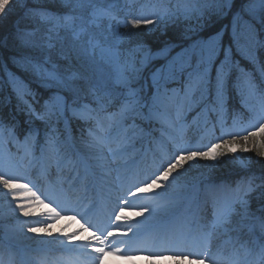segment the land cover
<instances>
[{
	"label": "snow or ice",
	"instance_id": "6c2138e0",
	"mask_svg": "<svg viewBox=\"0 0 264 264\" xmlns=\"http://www.w3.org/2000/svg\"><path fill=\"white\" fill-rule=\"evenodd\" d=\"M46 2L0 0V19L18 4L30 25L0 30V198L15 220L0 213V264H104L130 250L264 264V169L240 157L244 175L185 179L237 148L264 163V0ZM9 40L26 51L5 56ZM192 127L206 143L186 137ZM62 217L79 227L53 233ZM53 243L73 255L50 262L41 246Z\"/></svg>",
	"mask_w": 264,
	"mask_h": 264
},
{
	"label": "rangeland",
	"instance_id": "374dc122",
	"mask_svg": "<svg viewBox=\"0 0 264 264\" xmlns=\"http://www.w3.org/2000/svg\"><path fill=\"white\" fill-rule=\"evenodd\" d=\"M48 4H49V2H46V0H38V2H35V0H27V7H39V6L49 7ZM30 5H32V6H30ZM9 13L23 14V8L20 7L18 4L13 5V6H11V10L9 11ZM1 21H2V19H0V22ZM7 93H8V91H5V94H7ZM12 103H13V105L15 104L14 99H13ZM237 104L239 105L238 102H237ZM248 120H249V117L246 114L245 121H243L242 125L240 124V121H239L237 128L246 125L248 123ZM185 134H186V137L189 139H192L193 142L200 140V138L202 136H204L205 139L203 142L206 143L207 140L210 138V137L205 135V130L202 128L199 130L195 127L186 129ZM241 134H243V133H241ZM215 135L216 136L220 135V129L218 132H215ZM214 138L215 137H211V139H213V140H214ZM240 157H244L246 159L247 158L252 159L253 163L251 164L250 168L259 169L262 166L264 167V163H256V161H259V157H256L254 152L248 151V152L242 153L239 151V148H237L236 152L233 154V158L222 159V161L219 164H217V166L214 169L210 170L207 167H203L202 165H205L206 162L200 161L199 164L197 165V167L193 168L187 174L185 179L188 181L195 182L196 178L201 177L202 174L207 175L209 172H211L212 177H214L215 171L220 172L221 169H227L226 165L231 166V165L235 164L240 168V170H243L240 167V160H239ZM208 163H211V162H208ZM53 171H55V170H53ZM33 178H35V177H33ZM53 179H55V176H53ZM0 191H2V189H0ZM138 203H140V202L137 201L130 208H128L126 210V215H128L129 217H133L134 212L138 210V208L136 207V204H138ZM43 210H44L43 206H40V208L37 209V211H43ZM0 213H4L8 216V219L6 221H4L3 223H7L10 226V229H14L15 220L11 219L10 213H7L6 205L4 204V201L2 198H0ZM20 219L24 220L25 218L20 217ZM77 219H79V218L77 217ZM81 223H82V221H81ZM0 227H2V224H0ZM51 227H52L53 233H59L61 231V229H63L65 232H71L72 230L78 228L79 225L75 221L70 220L67 217H62L58 222L52 224ZM11 234L13 236L16 235L14 230L11 231ZM27 235L32 236L33 234L27 233ZM41 235H43V234H41ZM46 239L50 240L51 238L46 237ZM13 243L17 247H21V248H28V249H36L37 248V244L34 240L33 241H25L22 238H20L19 241L14 240ZM41 247L44 249L42 254H46L50 262L54 261L55 259L60 258V257H69L70 256L66 252L59 250L54 243L46 245V246H41ZM150 250H154V249H150ZM32 255H33V253L31 251H29L27 253V256L29 258ZM104 264H178V262L176 259L169 258V257H166L164 255H159V256H156L155 258H152V257H149L146 252L137 253L134 250H130L126 256H115V255L106 256ZM179 264H189V260H181V261H179ZM191 264H196V261L192 260Z\"/></svg>",
	"mask_w": 264,
	"mask_h": 264
},
{
	"label": "trees",
	"instance_id": "16d2710c",
	"mask_svg": "<svg viewBox=\"0 0 264 264\" xmlns=\"http://www.w3.org/2000/svg\"><path fill=\"white\" fill-rule=\"evenodd\" d=\"M32 6V5H30ZM49 8L54 7V5H52L51 3L48 4ZM22 14H17V13H8V15L6 17H4L2 19V21L0 22V30H2L3 34H8L11 33L12 31H14V25L16 24L17 21H20V27L23 28L26 25L30 27V25H28V23L24 20L21 19ZM135 31V30H134ZM141 39L147 41V42H154L157 39H162L163 37L161 36V34L159 32L154 33V34H144L142 37H140ZM26 50L21 49L18 44L15 41L9 40L7 47L4 49L3 54L5 56L9 55L11 52H16V53H23ZM11 67V65H9ZM15 70V69H13ZM235 103V102H234ZM236 104V103H235ZM237 111H238V106L236 105ZM8 112V109H5V113ZM229 117H231V115H229ZM74 131L76 130V125H73ZM227 169H221L220 172L215 171L214 173V177L213 178H220V177H226V176H231L233 178H235L238 175H244L245 171L244 170H240V168L233 164V165H226ZM264 169V167L262 166L259 169H255V168H250V170L252 172H255L256 174H260L261 170ZM253 208H256V201H253Z\"/></svg>",
	"mask_w": 264,
	"mask_h": 264
},
{
	"label": "bare ground",
	"instance_id": "6f19581e",
	"mask_svg": "<svg viewBox=\"0 0 264 264\" xmlns=\"http://www.w3.org/2000/svg\"><path fill=\"white\" fill-rule=\"evenodd\" d=\"M121 246V245H120ZM43 251H44V249H43ZM68 255H72V254H69V253H67Z\"/></svg>",
	"mask_w": 264,
	"mask_h": 264
}]
</instances>
